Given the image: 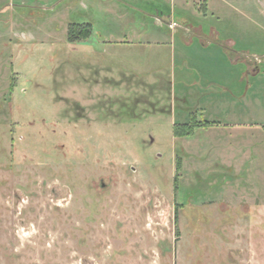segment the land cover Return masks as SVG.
<instances>
[{
  "label": "rangeland",
  "instance_id": "1",
  "mask_svg": "<svg viewBox=\"0 0 264 264\" xmlns=\"http://www.w3.org/2000/svg\"><path fill=\"white\" fill-rule=\"evenodd\" d=\"M0 264H264V0H0Z\"/></svg>",
  "mask_w": 264,
  "mask_h": 264
},
{
  "label": "trees",
  "instance_id": "2",
  "mask_svg": "<svg viewBox=\"0 0 264 264\" xmlns=\"http://www.w3.org/2000/svg\"><path fill=\"white\" fill-rule=\"evenodd\" d=\"M91 32V27L89 24H80V25H73L68 29L69 39H79L87 37ZM205 124H211L209 121H205Z\"/></svg>",
  "mask_w": 264,
  "mask_h": 264
},
{
  "label": "crops",
  "instance_id": "3",
  "mask_svg": "<svg viewBox=\"0 0 264 264\" xmlns=\"http://www.w3.org/2000/svg\"><path fill=\"white\" fill-rule=\"evenodd\" d=\"M199 4L206 5V0H199ZM199 30H201V29L196 28L197 33H199V35L202 36V38H205L204 36H206V35L203 33L202 30H201V32ZM253 71H256V70H253Z\"/></svg>",
  "mask_w": 264,
  "mask_h": 264
},
{
  "label": "built area",
  "instance_id": "4",
  "mask_svg": "<svg viewBox=\"0 0 264 264\" xmlns=\"http://www.w3.org/2000/svg\"><path fill=\"white\" fill-rule=\"evenodd\" d=\"M254 60H255V62H261V59H260V57H257V56H254Z\"/></svg>",
  "mask_w": 264,
  "mask_h": 264
}]
</instances>
